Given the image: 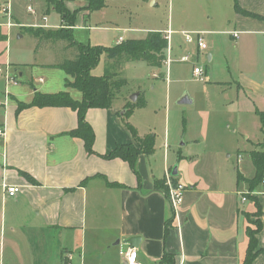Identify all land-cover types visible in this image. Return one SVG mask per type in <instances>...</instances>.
Wrapping results in <instances>:
<instances>
[{"label": "crops", "instance_id": "crops-1", "mask_svg": "<svg viewBox=\"0 0 264 264\" xmlns=\"http://www.w3.org/2000/svg\"><path fill=\"white\" fill-rule=\"evenodd\" d=\"M237 3L257 16L238 12L236 0H217L209 8L207 20L190 32H203L206 42L204 49L191 42L196 44L195 64L207 52L212 68L197 66H203L210 79L215 77V68L225 66L229 74L222 82L236 85L238 96L245 93L254 104L255 117H259L258 111H264V66L260 64L264 61L261 58H264V0H237ZM86 5L85 1L67 2L70 9ZM93 11L85 10L83 16L88 18ZM169 30L167 56L170 58L174 30L156 32L167 36ZM233 31L240 32L238 38L232 35ZM184 32L181 31L183 35ZM125 33L119 31L114 44L119 43L120 37L123 41L129 39ZM54 63L42 65L51 67ZM165 75L159 72L160 77ZM9 86L5 87V102L0 104L5 110L0 120V126L5 128L4 136L0 137V198L6 207L11 206L10 216L5 213L10 230L19 238L26 237L29 249L34 250L31 264H65L66 253L72 254V264H127L120 250L128 247L137 249L142 264L166 263V255L171 259L170 264H242L249 244L247 228L256 227L251 214L257 207L250 196L256 197L262 206V229L257 239L259 248L264 249V189L259 184L251 188L248 182L256 171L245 176L235 166L231 172H191L187 175L190 183L185 185L184 202L174 209L166 179L173 170L168 163L172 145L169 130L163 142L165 160L159 168L150 162L153 152L139 155L138 173L121 158L101 156L118 144H137L121 117L128 101L126 96L120 104L114 101L110 108H90L86 112L95 132L96 153L89 154L83 139L68 133L78 125L74 109L31 106L18 110V102H30L36 89L22 100L9 91L7 94ZM70 93L73 94L72 90ZM140 94L144 97L142 91ZM9 96H13L15 104H8ZM138 108L141 107L135 109ZM207 113L199 109L198 115L204 120ZM233 116L237 125L242 116L236 112ZM196 125V119L189 122L187 116L181 117L183 134ZM138 135L148 137L140 131ZM259 144L262 143H257L255 149ZM238 173L244 176L243 180H238ZM177 175L175 181L183 184ZM5 185H17L21 190L15 197H7ZM134 236L140 240L131 244L129 239ZM255 264H264V252L256 257Z\"/></svg>", "mask_w": 264, "mask_h": 264}, {"label": "rangeland", "instance_id": "rangeland-1", "mask_svg": "<svg viewBox=\"0 0 264 264\" xmlns=\"http://www.w3.org/2000/svg\"><path fill=\"white\" fill-rule=\"evenodd\" d=\"M216 1L107 0L103 9L93 11L88 18L83 16L84 8H76L78 12L73 29L75 38L95 45H113L119 31L125 33L127 30L124 36L135 38L144 37L149 31L165 32L169 28L174 30L170 58L167 56L166 59L167 61L169 58V62H165L164 67L156 69L145 61H128L123 64V69L119 71L128 79V84L122 89L115 104H120L125 96L131 101V95L143 92L147 100L146 106L121 117L126 125L132 124L138 132L154 138L150 162L155 168H159L165 160L163 142L166 131L169 130L172 145L168 163L171 168L178 169L177 177L184 185L190 183L187 178L189 173L197 174L200 170L208 173L223 170L231 172L232 168L238 166L245 176H251L255 172V166L250 152L260 142L262 144H259L257 150L264 151V134L259 117H255L254 104L247 99L245 93L240 92L237 95L236 85L222 82L229 74L227 68H215V77L211 79L205 76V80H200L193 75L195 66L212 68L213 65L208 62L207 52L202 53V61L195 64L196 42L187 43L181 31L192 32L199 26L197 24L204 22L209 8L212 4L215 6ZM5 5H9L10 20L2 10ZM28 6H32L35 13L29 12ZM46 10V0H0V26L4 35L0 38V69L4 71L5 65L10 63V71L19 79V84L10 85L8 91L22 100H26L34 88L46 93L72 90L73 97L79 98L82 96L80 91L65 86L67 74L64 70L42 65L63 59L65 55L49 54L44 49L37 53L35 39L24 28H56L61 23V16L54 10L49 13ZM183 55H189L190 61H182ZM108 59L104 54L95 68V75L105 73ZM260 64L264 66V61H260ZM19 72L22 73L21 76ZM159 72H164L165 78L160 77ZM3 73L0 72V104L5 102L6 85ZM186 95L192 98V104L179 103ZM13 102V96H9L8 104H15ZM199 109L209 111L204 120L198 115ZM234 112L242 116L237 125L233 121ZM4 113V108L0 106V120ZM183 115L187 116L189 122L194 118L198 123L187 134L182 133ZM1 151L0 146V176ZM259 188L264 189L263 181L259 183ZM10 211L11 206L6 207L0 198V264H31L34 250L29 249L26 237L19 238L10 230L9 218L5 216V213L10 216ZM255 214L256 211L251 214L252 223L258 219Z\"/></svg>", "mask_w": 264, "mask_h": 264}, {"label": "trees", "instance_id": "trees-1", "mask_svg": "<svg viewBox=\"0 0 264 264\" xmlns=\"http://www.w3.org/2000/svg\"><path fill=\"white\" fill-rule=\"evenodd\" d=\"M70 1H85L87 5L84 9L90 13L106 5V0H46L47 12L54 10L61 16V23L56 28H46L44 26H24L27 32L36 41L35 51L46 50L52 54L65 55L63 59L51 64V67L60 68L67 74L65 86L68 89H76L82 93V98H74L69 91L56 93H46L35 90L30 102H18V110L26 107H50L62 106L70 107L77 112L78 125L68 132L70 135L83 139L86 151L94 154L95 132L92 125L86 119V112L90 108H110L119 97L122 89L128 84V79L120 74L122 65L127 61H145L154 68H162L167 59L168 40L162 32H149L144 38H129L118 44L104 46L95 45L90 42H82L74 36V26L78 9L71 10L67 6ZM236 10L250 16H257L254 13L243 10L239 4H235ZM0 26V38L3 37ZM61 49L58 50L57 49ZM106 54L108 59L105 73L102 75L93 74L102 56ZM134 102L127 101L124 114L131 113L137 107L146 105V100L140 94ZM261 129L264 133V111H258ZM137 140V144H118L113 150L106 154H101L103 158H121L127 161L134 172L138 173L137 160L141 154H151L154 150V138L139 137L137 130L132 124L128 125ZM255 166V175L248 179L251 188L264 180V151L257 149L250 153ZM26 177L28 174L22 172ZM175 177V176H173ZM244 176L238 173V180H243ZM175 180V178H173ZM84 183V182H82ZM120 185L119 183H110ZM163 185L166 189V182ZM257 207L258 219L253 222L256 227L248 226L247 234L249 244L242 264H255L256 257L264 252L259 248L257 234L262 229L260 217L262 206L259 200L250 196ZM166 263H171V259L166 255Z\"/></svg>", "mask_w": 264, "mask_h": 264}, {"label": "built area", "instance_id": "built-area-1", "mask_svg": "<svg viewBox=\"0 0 264 264\" xmlns=\"http://www.w3.org/2000/svg\"><path fill=\"white\" fill-rule=\"evenodd\" d=\"M3 12L7 15L9 20L11 19V13H10V8L9 5H5L3 7ZM27 10L31 13H35V10L33 9L32 6H28ZM9 25H12L11 22H9ZM171 31H168V34L166 36L167 40L170 41V34ZM232 35L235 38L239 37L238 31H233L231 32ZM185 39L187 42H196L198 44L199 48L204 49L206 47V42L204 40V34L203 32H196V33H190V32H184ZM123 41V37H120L119 43ZM190 59L189 55H183L181 57L182 61H188ZM169 62V58L166 61V63ZM5 70L3 71L0 69V72L3 73L6 87L8 88L9 85H18L19 84V79L17 75H14L10 71V64L5 65ZM194 75L200 79V80H205L206 76V70L203 66H195L194 67ZM8 94V90H7ZM5 134V128L3 126H0V137H3ZM167 185H168V197L169 200L173 206L174 209H177L181 204L184 202V194L186 190V186L180 182H175L173 180V176L168 173L167 177ZM20 187L17 185H5L4 186V194L7 197H15L19 192H20ZM243 200H246L244 197ZM120 254L124 256L126 259L127 264H142L139 259V253L135 247H128L127 249L122 248L120 250ZM65 264H72L71 259H72V254L71 253H66L65 257ZM162 264H168V263H162Z\"/></svg>", "mask_w": 264, "mask_h": 264}, {"label": "water", "instance_id": "water-1", "mask_svg": "<svg viewBox=\"0 0 264 264\" xmlns=\"http://www.w3.org/2000/svg\"><path fill=\"white\" fill-rule=\"evenodd\" d=\"M137 97H138V92L137 93H135V94H133V95H131V97H130V99L132 100V101H135L136 99H137ZM192 102V100L189 98V96H183L180 100H179V103L180 104H188V103H191ZM178 174V169L176 168V167H174L173 168V170H172V172H171V175L172 176H175V175H177ZM140 240V237H137V236H134V237H131L130 239H129V242L131 243V244H135L136 243V241H139Z\"/></svg>", "mask_w": 264, "mask_h": 264}]
</instances>
